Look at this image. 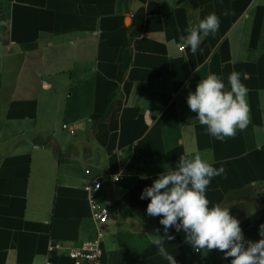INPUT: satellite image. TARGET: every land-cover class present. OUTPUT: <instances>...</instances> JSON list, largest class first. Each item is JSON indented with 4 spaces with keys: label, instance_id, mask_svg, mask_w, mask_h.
Returning <instances> with one entry per match:
<instances>
[{
    "label": "crops",
    "instance_id": "crops-1",
    "mask_svg": "<svg viewBox=\"0 0 264 264\" xmlns=\"http://www.w3.org/2000/svg\"><path fill=\"white\" fill-rule=\"evenodd\" d=\"M213 12L219 31L203 51L182 49L185 29ZM232 71L250 74V123L221 142L187 97L208 74L227 84ZM195 153L226 169L206 190L209 207H229L258 241L264 0H0V264H72L69 250L99 231L103 264H168L152 244L161 217L140 195ZM102 173L121 180L109 184L111 216L99 228L85 186ZM168 235L177 264H231L196 251L183 230Z\"/></svg>",
    "mask_w": 264,
    "mask_h": 264
},
{
    "label": "clouds",
    "instance_id": "clouds-1",
    "mask_svg": "<svg viewBox=\"0 0 264 264\" xmlns=\"http://www.w3.org/2000/svg\"><path fill=\"white\" fill-rule=\"evenodd\" d=\"M233 14L225 10L222 15ZM220 17L208 14L196 25H189L181 35L182 49L190 48L195 55L203 38L215 36L219 31ZM249 79L247 72L232 71L227 84L216 74L200 79L194 92H189L187 105L196 113L197 120L206 126L207 134L223 142L234 138L237 130L243 131L250 123V108L247 103L248 88L242 83ZM224 175L226 169L221 162L218 169L202 158L201 154L181 155L174 170L159 174L151 187H146L140 199H149L146 212L150 217H161L164 235H154L152 244L158 255L177 264L175 257L165 247L174 239L168 235L170 228L183 230L185 241L196 251L219 250L223 258H231V264H264V225L260 226L258 241L246 240L240 221L230 214L229 207L216 204L209 207L206 190L214 177ZM143 178V177H142ZM159 232V229H157Z\"/></svg>",
    "mask_w": 264,
    "mask_h": 264
},
{
    "label": "built area",
    "instance_id": "built-area-1",
    "mask_svg": "<svg viewBox=\"0 0 264 264\" xmlns=\"http://www.w3.org/2000/svg\"><path fill=\"white\" fill-rule=\"evenodd\" d=\"M91 170L87 169L86 174H90ZM121 180L119 176H107L102 173L99 177L91 180L85 186V192L89 195V202L93 209V217L99 228L104 227L110 220L111 205L105 204V199L109 200V184L116 183ZM61 248L59 243L51 246L50 251L53 252ZM68 257L72 264H103L104 249L102 233L99 231L95 239L83 241L73 246L68 253Z\"/></svg>",
    "mask_w": 264,
    "mask_h": 264
}]
</instances>
